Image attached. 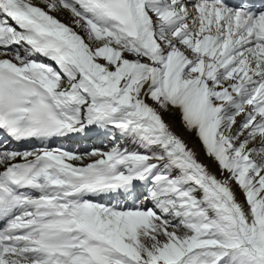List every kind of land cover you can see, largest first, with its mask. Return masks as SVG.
Masks as SVG:
<instances>
[{
	"label": "snow or ice",
	"instance_id": "snow-or-ice-1",
	"mask_svg": "<svg viewBox=\"0 0 264 264\" xmlns=\"http://www.w3.org/2000/svg\"><path fill=\"white\" fill-rule=\"evenodd\" d=\"M0 264H264V0H0Z\"/></svg>",
	"mask_w": 264,
	"mask_h": 264
},
{
	"label": "bare ground",
	"instance_id": "bare-ground-1",
	"mask_svg": "<svg viewBox=\"0 0 264 264\" xmlns=\"http://www.w3.org/2000/svg\"><path fill=\"white\" fill-rule=\"evenodd\" d=\"M165 119L168 120L169 123L172 124L174 130H176L178 132V134H180L182 136V138L185 139L186 143H188V146L190 148H195V150L197 151L198 159L202 163H204L206 165H209L210 166V170L215 171V167L212 166L210 161L204 156L203 149L201 148L200 142L195 137V135L194 134H189V133L183 131L180 128L178 119H172L171 117H167V116L165 117ZM237 197H238V199H242V197H241L239 192H237Z\"/></svg>",
	"mask_w": 264,
	"mask_h": 264
}]
</instances>
